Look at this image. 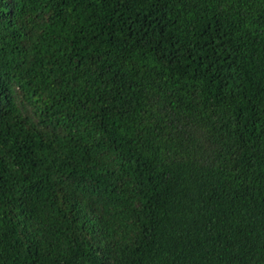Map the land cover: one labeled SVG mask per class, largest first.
Instances as JSON below:
<instances>
[{
	"label": "trees",
	"instance_id": "1",
	"mask_svg": "<svg viewBox=\"0 0 264 264\" xmlns=\"http://www.w3.org/2000/svg\"><path fill=\"white\" fill-rule=\"evenodd\" d=\"M0 264H264V0H0Z\"/></svg>",
	"mask_w": 264,
	"mask_h": 264
}]
</instances>
